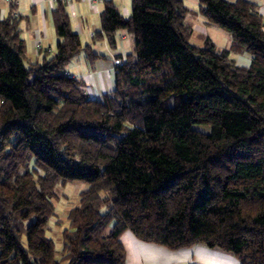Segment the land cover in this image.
Segmentation results:
<instances>
[{"label":"trees","instance_id":"16d2710c","mask_svg":"<svg viewBox=\"0 0 264 264\" xmlns=\"http://www.w3.org/2000/svg\"><path fill=\"white\" fill-rule=\"evenodd\" d=\"M55 2L58 41L41 62L25 65L16 19H0V264H125L126 231L170 250L203 243L239 264H264V20L256 5L198 0L232 50L251 57L241 66L209 39L190 43L183 0H130L128 17L102 0L93 38L113 47L124 29L133 51L115 65V88L92 98L65 71L82 44L65 3ZM72 180L88 187L67 212L57 259L45 231L55 186Z\"/></svg>","mask_w":264,"mask_h":264},{"label":"crops","instance_id":"0c3cea01","mask_svg":"<svg viewBox=\"0 0 264 264\" xmlns=\"http://www.w3.org/2000/svg\"><path fill=\"white\" fill-rule=\"evenodd\" d=\"M111 1L122 15L125 17L130 15L131 9L127 0ZM249 1L256 5L258 14L264 20V0ZM55 6L54 0H0V19L13 17L17 21L19 36L24 40L26 46L24 57L26 66L49 59L55 53L58 41L52 21V11ZM64 6L69 14L72 29L79 35L82 44V49L66 64L65 71L68 75L83 81V88L90 97L99 98L102 94L115 88V65L133 51V37L126 30L118 29L114 34L115 45L113 47L109 45L105 37L93 38L94 33L100 30L101 2L73 0L70 3H65ZM189 12L192 11L189 10L187 13ZM195 12L199 13V8ZM195 12L192 13L195 14ZM200 16L203 15L200 14ZM197 23L200 24L198 26L200 32L195 35L197 42H191L190 39L194 31L188 24L191 27L189 39L191 44L201 47L205 40L209 39L213 42L216 50H229V57L236 64L250 65L251 57L248 53L232 50V41L227 32L208 22L204 16L198 19ZM87 44L90 45L91 53L96 55L95 57L88 56V52L83 48ZM124 234L125 232L121 237ZM121 237L126 251L125 264H146V262L154 264L157 261H164L166 258L172 263L178 260L180 264H190L195 262L194 255L198 251H207L205 245L201 243L170 250L158 244L140 241L130 232ZM222 254L220 255L222 256ZM162 256L163 258L160 259ZM228 258L230 259L231 255ZM230 264L239 263L234 260Z\"/></svg>","mask_w":264,"mask_h":264},{"label":"rangeland","instance_id":"374dc122","mask_svg":"<svg viewBox=\"0 0 264 264\" xmlns=\"http://www.w3.org/2000/svg\"><path fill=\"white\" fill-rule=\"evenodd\" d=\"M127 2L129 5L130 0H127ZM183 3L190 11H198V0H183ZM192 12L187 13L185 15L184 20L187 24L192 27V30L194 31V34L190 39L191 42H197L195 35L197 32H200V28L198 27L200 24L197 22L198 19H201L203 16H200V14L197 12H195V14ZM194 128L202 132H209L211 129L209 125L201 124L194 125ZM87 187L88 184L84 181L72 180L64 184L59 183L54 188L55 194L52 198V202L54 205V214L48 219L45 232L46 236L51 238L55 244V255L57 259H59L62 253V246L64 240L63 231L69 227L67 212L70 208L78 205L79 193ZM126 234H129V231H126L124 235ZM124 235L122 237H124ZM201 244L204 245L203 243ZM204 247H206L207 251H202L204 253L198 251L194 255L195 262H192L190 264H230V262L234 260L239 263V260L230 252L221 250L219 248H209L207 246ZM221 253H223L222 256L220 255ZM230 255L231 258L229 259L228 257H230ZM163 256L160 257V259H162ZM166 259L164 261H157L154 264H180V261L178 260L175 263H172ZM200 259L201 261H199ZM146 264H148V262H146Z\"/></svg>","mask_w":264,"mask_h":264},{"label":"built area","instance_id":"2783aa9c","mask_svg":"<svg viewBox=\"0 0 264 264\" xmlns=\"http://www.w3.org/2000/svg\"><path fill=\"white\" fill-rule=\"evenodd\" d=\"M7 1H12V0H7ZM54 1H56V0H54ZM62 2H64V3H70V2H72L73 0H61ZM92 3H99V2H101L102 0H90Z\"/></svg>","mask_w":264,"mask_h":264}]
</instances>
